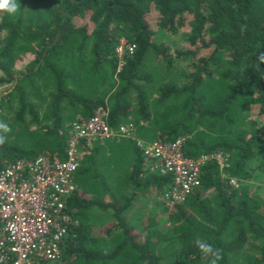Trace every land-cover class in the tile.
I'll list each match as a JSON object with an SVG mask.
<instances>
[{
	"label": "trees",
	"instance_id": "trees-1",
	"mask_svg": "<svg viewBox=\"0 0 264 264\" xmlns=\"http://www.w3.org/2000/svg\"><path fill=\"white\" fill-rule=\"evenodd\" d=\"M19 4L0 10V166L62 160L72 123L96 113L136 139L185 137L188 157L227 155L166 207L170 177L145 173L135 139L81 140L60 264H264V0ZM120 39L134 46L122 61ZM150 186L167 226L147 214L137 229L125 213Z\"/></svg>",
	"mask_w": 264,
	"mask_h": 264
},
{
	"label": "built area",
	"instance_id": "built-area-1",
	"mask_svg": "<svg viewBox=\"0 0 264 264\" xmlns=\"http://www.w3.org/2000/svg\"><path fill=\"white\" fill-rule=\"evenodd\" d=\"M134 46L120 39L116 52L120 61ZM62 160L43 155L0 166V264H60L61 248L73 223L66 212L67 200L75 191L74 175L79 167L81 140L135 139L151 172L170 177L161 193L166 207L183 202L200 185L202 168L208 161L226 165L222 152L185 156V137L146 141L133 137L132 126L111 127L93 114L74 121ZM236 186L234 178L229 180Z\"/></svg>",
	"mask_w": 264,
	"mask_h": 264
},
{
	"label": "crops",
	"instance_id": "crops-1",
	"mask_svg": "<svg viewBox=\"0 0 264 264\" xmlns=\"http://www.w3.org/2000/svg\"><path fill=\"white\" fill-rule=\"evenodd\" d=\"M133 144H134V142H133ZM134 146H135V144H134ZM135 147H137V146H135ZM140 154H141V152H140ZM142 158H143V156H142ZM143 167H144L143 170L145 171L146 174L151 173V171L147 165V162H145L143 164ZM157 200H158V193L156 191V187L150 186L145 191H139L136 195L134 203L130 206L129 211L127 212V214L125 213L126 218L132 220L133 218L137 217L140 220L141 216H142V219H141L142 221L141 220L139 221V225H138L137 229H140V227L142 228V224L145 225L144 221L147 218L146 217L147 214L152 216L153 211L157 212L159 210V207L156 203ZM99 211L100 210L97 206H95L93 208V211H92L94 218L96 220H98L100 223L99 225H96L97 229L102 228L103 226L110 225L113 222L112 213H111L112 218L110 219V217H109V219H108L105 216H103L102 213ZM133 232L134 233H140V232H138V230H133Z\"/></svg>",
	"mask_w": 264,
	"mask_h": 264
},
{
	"label": "clouds",
	"instance_id": "clouds-1",
	"mask_svg": "<svg viewBox=\"0 0 264 264\" xmlns=\"http://www.w3.org/2000/svg\"><path fill=\"white\" fill-rule=\"evenodd\" d=\"M20 7V4H19V0H0V10H3L4 12H6L8 15H15L18 11ZM5 127V130H7L6 126ZM140 150V149H139ZM141 151V150H140ZM142 154V153H141ZM154 173H157V172H154ZM159 174V173H158ZM161 175V174H160ZM168 185H164L163 186V189L160 191V196H161V193L163 192V190L167 187ZM194 191V190H193ZM192 191V192H193ZM191 192V193H192ZM197 245L207 251L208 250V246L202 242L201 240H197L196 241Z\"/></svg>",
	"mask_w": 264,
	"mask_h": 264
},
{
	"label": "rangeland",
	"instance_id": "rangeland-1",
	"mask_svg": "<svg viewBox=\"0 0 264 264\" xmlns=\"http://www.w3.org/2000/svg\"><path fill=\"white\" fill-rule=\"evenodd\" d=\"M184 34V32H181V31H178L175 35H173V39L177 42V43H179L178 41L181 39V36ZM159 198V197H158ZM157 205H158V202H157ZM153 216H155L158 220L157 221H159L160 222V227H162V226H167L166 225V221H164L165 220V218H166V216H165V214H164V212H163V210H162V207H160L159 208V210L157 211V212H154L153 211ZM141 233H136L135 235H136V237L137 238H140L141 239V235H140Z\"/></svg>",
	"mask_w": 264,
	"mask_h": 264
}]
</instances>
